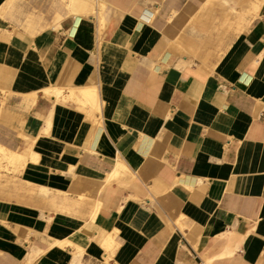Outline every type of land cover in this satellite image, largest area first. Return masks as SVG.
I'll return each instance as SVG.
<instances>
[{
  "label": "crops",
  "instance_id": "0c3cea01",
  "mask_svg": "<svg viewBox=\"0 0 264 264\" xmlns=\"http://www.w3.org/2000/svg\"><path fill=\"white\" fill-rule=\"evenodd\" d=\"M16 1L0 0V147L27 161L9 184L0 156V264H264V0L226 20L218 0H101L105 81L95 0ZM194 19L211 28L191 51ZM80 87L98 103L64 97Z\"/></svg>",
  "mask_w": 264,
  "mask_h": 264
},
{
  "label": "bare ground",
  "instance_id": "6f19581e",
  "mask_svg": "<svg viewBox=\"0 0 264 264\" xmlns=\"http://www.w3.org/2000/svg\"><path fill=\"white\" fill-rule=\"evenodd\" d=\"M220 3L224 4V5H228L226 7V11L223 12V15H224V19L223 20H226V17L229 16V15H234V16H237L238 14H240L242 12V8L241 7H237L235 5V2L233 0H218ZM10 2H17L16 0H9V3ZM95 8H94V11L95 13L97 14V18H98V40H97V46H98V49H97V54L94 55V58H93V62H96L99 61L98 63V75H99V79L101 81H105V79H107L105 76H104V68L105 65L101 62L100 60V57L102 55V52H103V48H104V42L105 40L103 39V34H104V31L106 28V17H105V14H106V7H105V3L102 2L101 0H95ZM119 11V10H118ZM120 12V11H119ZM205 13L206 15H208L209 17L210 16H213L215 15L216 11L214 8H212L211 6H207L205 8ZM121 14V13H120ZM211 23H201L199 20H196L194 19V21L192 22L191 25H189L184 31V33L188 34L190 33V31H192L195 35H196V38L194 40H192V42H190L187 46L185 45H182V42H181V46L182 47H187L189 50L191 51H194L195 49L198 50L199 47L202 46L203 44V41L204 39L201 37L209 31V29L211 28ZM106 27V28H105ZM201 31H203V35L201 33ZM108 33V31H107ZM202 35V36H201ZM115 76V75H114ZM97 86V85H96ZM63 90L62 88L60 87H54V86H48V87H45L43 88V93L46 95V96H49V95H55L57 97H60L61 94H62ZM68 94L67 96H64L65 98H74L76 100H79L83 103H88V104H92V105H96L98 103V100H99V93L97 89L95 88H89V87H80L79 89H74V88H68L67 90ZM37 97V96H35ZM56 97V99H57ZM36 99V98H35ZM57 102V101H56ZM87 104V107H89ZM80 106V105H78ZM86 107V105H84ZM102 107V106H101ZM100 107V108H101ZM84 108V107H83ZM89 109V108H88ZM81 110V109H80ZM89 111V110H88ZM102 111V110H101ZM75 112V111H73ZM87 112V111H86ZM70 113V112H69ZM83 113V112H82ZM84 114V113H83ZM92 114V113H91ZM90 114V115H91ZM95 114V113H94ZM75 115V114H74ZM102 115V114H101ZM79 116V115H78ZM98 116V115H97ZM67 117H68V114H67ZM74 117V116H73ZM76 117V115H75ZM100 118V117H99ZM97 119V118H96ZM89 120V119H88ZM100 120V119H99ZM97 121V120H96ZM48 123V122H47ZM52 123V122H51ZM73 123V122H72ZM71 123V124H72ZM93 123V122H92ZM97 124V123H96ZM72 127V126H70ZM71 129V128H70ZM69 129V130H70ZM68 134H70L68 132ZM68 136V135H67ZM66 136V138H67ZM40 138V137H39ZM28 141V140H27ZM38 141V140H37ZM35 143V140H31L29 141V149L31 150V147L33 146L32 144ZM29 150V151H30ZM30 153V159L34 160V161H37L38 160V154L36 152H33L31 150ZM28 155V153H27ZM0 156L3 158V159H6L7 160V163H9V167L7 166H3L2 168L4 169V181L5 180H8L9 179V184L11 182H13L14 178H15V174L17 172H21V170L25 169V164H26V161H27V156H25L22 152H13V151H7L5 149H2V147H0ZM5 160V161H6ZM7 165V164H6ZM1 168V167H0ZM9 171V173L6 172ZM23 173V172H22ZM133 173V172H132ZM79 181V180H78ZM77 181H75V184H76ZM84 182V181H83ZM96 182V181H95ZM99 182V181H97ZM103 183V182H102ZM83 184V183H82ZM84 185V184H83ZM82 185V186H83ZM87 185V184H86ZM96 185V184H95ZM102 185V184H101ZM80 186V185H79ZM81 186V187H82ZM91 186V185H90ZM89 186V188H90ZM94 186V185H93ZM78 187V186H77ZM75 187V189L77 188ZM84 187V186H83ZM88 187V186H87ZM97 187V185L95 186V188ZM87 189V188H86ZM92 189V188H91ZM55 190V189H54ZM90 189H88L89 191ZM57 191V190H56ZM59 191V190H58ZM27 195H29L30 197H34L36 194H40V196H48L47 194L50 193V190L44 186H35V187H32L31 186H28L27 188ZM80 193V192H79ZM89 193V192H88ZM97 193V191H96ZM36 196H39V195H36ZM96 196V195H95ZM28 198V196H27ZM71 198L73 199L74 197L73 196H69L65 193H63V199L65 201H69L71 200ZM77 200H78V205L82 206L83 204H85L86 202H88L92 208L91 210V213H90V218L93 219L94 216L96 214H98L100 211H101V207H100V204L96 201V199H93L91 198L90 196H87L86 194H79L78 197H75ZM48 199V198H47ZM53 201V200H52ZM52 201H49L50 203ZM53 203V202H52ZM83 209V208H82ZM81 210V209H80ZM85 210V209H84ZM82 212V211H81ZM109 237V236H108ZM105 239V238H104ZM109 239V238H107ZM96 239H94L95 241ZM105 241V240H104ZM107 241V240H106ZM109 241V240H108ZM96 242V241H95ZM94 242V243H95ZM111 242V241H110ZM72 244L73 243L69 240V239H65L61 244ZM115 243V241H114ZM97 244V243H96ZM111 244V243H110ZM116 244V243H115ZM89 245V244H88ZM104 245V244H102ZM71 246V245H70ZM99 246V244H98ZM97 246V247H98ZM101 246V245H100ZM107 246V245H106ZM109 246V245H108ZM112 246V245H111ZM53 247V246H52ZM63 247V246H62ZM78 247V246H76ZM79 248V247H78ZM108 248V247H107ZM110 248V247H109ZM63 249V248H62ZM66 249V248H65ZM80 249V248H79ZM64 251V250H63ZM28 257V256H27ZM102 258V257H101Z\"/></svg>",
  "mask_w": 264,
  "mask_h": 264
},
{
  "label": "rangeland",
  "instance_id": "374dc122",
  "mask_svg": "<svg viewBox=\"0 0 264 264\" xmlns=\"http://www.w3.org/2000/svg\"><path fill=\"white\" fill-rule=\"evenodd\" d=\"M52 1V0H51ZM35 3H38L40 6V8H41V10H43L44 9V1L43 0H35L34 1ZM47 3H48V0H47ZM49 4H50V2H49ZM247 22H244L243 23V25L241 26V29H243L244 28V25L246 24Z\"/></svg>",
  "mask_w": 264,
  "mask_h": 264
}]
</instances>
